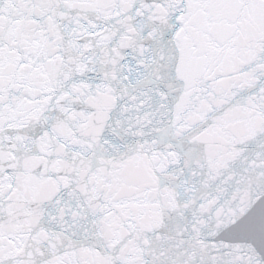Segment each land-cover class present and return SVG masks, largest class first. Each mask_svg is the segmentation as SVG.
Returning <instances> with one entry per match:
<instances>
[{"label":"snow or ice","instance_id":"snow-or-ice-1","mask_svg":"<svg viewBox=\"0 0 264 264\" xmlns=\"http://www.w3.org/2000/svg\"><path fill=\"white\" fill-rule=\"evenodd\" d=\"M0 264H264V0H0Z\"/></svg>","mask_w":264,"mask_h":264}]
</instances>
